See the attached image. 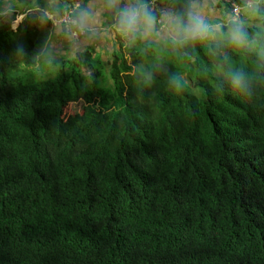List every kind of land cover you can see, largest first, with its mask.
<instances>
[{
    "label": "trees",
    "instance_id": "trees-1",
    "mask_svg": "<svg viewBox=\"0 0 264 264\" xmlns=\"http://www.w3.org/2000/svg\"><path fill=\"white\" fill-rule=\"evenodd\" d=\"M252 19V50L140 43L107 75L88 52L33 64L37 29L0 28V264H264V20ZM236 69L247 94L228 83Z\"/></svg>",
    "mask_w": 264,
    "mask_h": 264
},
{
    "label": "clouds",
    "instance_id": "clouds-1",
    "mask_svg": "<svg viewBox=\"0 0 264 264\" xmlns=\"http://www.w3.org/2000/svg\"><path fill=\"white\" fill-rule=\"evenodd\" d=\"M262 0H0V28L18 33L21 25L44 33L30 62L56 69L59 58L79 60L88 52L142 43L146 48L167 44L185 49L197 43L218 50L217 40L252 50L258 36L249 32L248 18L264 20ZM188 53L185 52V55ZM28 52L22 42L15 59ZM91 76V73L88 74ZM176 90L182 78L172 76ZM228 83L243 93L249 80L243 70L228 73Z\"/></svg>",
    "mask_w": 264,
    "mask_h": 264
},
{
    "label": "crops",
    "instance_id": "crops-1",
    "mask_svg": "<svg viewBox=\"0 0 264 264\" xmlns=\"http://www.w3.org/2000/svg\"><path fill=\"white\" fill-rule=\"evenodd\" d=\"M111 43L113 45L111 51H109L107 48H102L100 51H93L91 49L88 51V53L91 55V58L95 59L98 57L101 64H103L105 66L106 75H107L108 67L112 63V61H113L112 59L114 57L123 56V58L127 59L128 63L131 60V58L128 56V51L130 50V47H132V46H128V47L121 46L120 48H116L115 45L118 43V41L113 40ZM134 47L138 48V45H135ZM153 55H154V60H152L153 62H151L152 63L151 65H153L154 69L159 65L162 67V70H163V68L165 66L163 59L161 58L160 55H157L155 53H153ZM59 59L61 61L70 60V59H65V58H59ZM84 73L87 74L85 71H84Z\"/></svg>",
    "mask_w": 264,
    "mask_h": 264
},
{
    "label": "rangeland",
    "instance_id": "rangeland-1",
    "mask_svg": "<svg viewBox=\"0 0 264 264\" xmlns=\"http://www.w3.org/2000/svg\"><path fill=\"white\" fill-rule=\"evenodd\" d=\"M252 23H253V19L252 18L251 19L248 18V24L249 25H252ZM41 33H43V32L39 31L38 29L36 30V33H35V35L33 37V39H34V45H37L35 41L37 40L38 35L41 34ZM160 45L161 44H155L154 47H152V48L153 49L160 50ZM154 53L157 54V55H159V52L157 50H154ZM155 70L157 72H159V71L162 70V67L158 65L155 68ZM80 106H81V102L69 103L68 104V107H66V112H68V113H74L75 111L79 110Z\"/></svg>",
    "mask_w": 264,
    "mask_h": 264
}]
</instances>
